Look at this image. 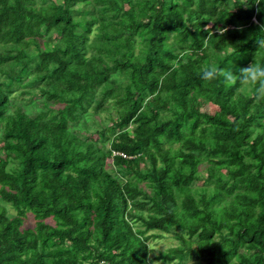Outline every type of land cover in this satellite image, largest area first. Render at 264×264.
Masks as SVG:
<instances>
[{"label":"trees","instance_id":"16d2710c","mask_svg":"<svg viewBox=\"0 0 264 264\" xmlns=\"http://www.w3.org/2000/svg\"><path fill=\"white\" fill-rule=\"evenodd\" d=\"M251 65L264 0H0V264H264Z\"/></svg>","mask_w":264,"mask_h":264},{"label":"rangeland","instance_id":"374dc122","mask_svg":"<svg viewBox=\"0 0 264 264\" xmlns=\"http://www.w3.org/2000/svg\"><path fill=\"white\" fill-rule=\"evenodd\" d=\"M109 84L113 87V97L117 96L119 94V87L117 86V83L114 81L109 82ZM201 108H203V110H207V111H211L214 112L217 107L215 105H212L208 102H202V104H200ZM40 107L36 106L34 107L35 110H38ZM33 109V107H32ZM106 113H101L96 117L97 120L100 121H104V116ZM0 147H1V142H0ZM206 170L204 168H200L197 172V176L199 177V182L198 185H202V179L201 178H205L206 177ZM131 177L133 178V175L131 174ZM5 205H7L9 212L14 214L15 211L5 202H3ZM35 219L32 215L29 216V218L26 221L27 225H34L35 224ZM157 231H150L149 233H155ZM160 237H155V238H151L149 240L150 244L152 245L154 252L153 255H158L161 251H165L167 249H169L172 246L177 245L178 241L177 239H175L173 236H171L170 234H162L160 233ZM177 261L174 262V264ZM156 264H163V262L160 260L158 261ZM178 264V263H176Z\"/></svg>","mask_w":264,"mask_h":264},{"label":"clouds","instance_id":"9594fccd","mask_svg":"<svg viewBox=\"0 0 264 264\" xmlns=\"http://www.w3.org/2000/svg\"><path fill=\"white\" fill-rule=\"evenodd\" d=\"M202 74L205 78H209L214 75V70L209 66L203 70ZM238 75L242 82L264 78V65H251L248 67H244L240 70V73Z\"/></svg>","mask_w":264,"mask_h":264},{"label":"built area","instance_id":"2783aa9c","mask_svg":"<svg viewBox=\"0 0 264 264\" xmlns=\"http://www.w3.org/2000/svg\"><path fill=\"white\" fill-rule=\"evenodd\" d=\"M97 264H108V263L106 261H101V262H99Z\"/></svg>","mask_w":264,"mask_h":264}]
</instances>
